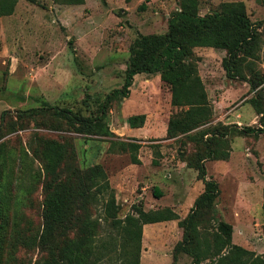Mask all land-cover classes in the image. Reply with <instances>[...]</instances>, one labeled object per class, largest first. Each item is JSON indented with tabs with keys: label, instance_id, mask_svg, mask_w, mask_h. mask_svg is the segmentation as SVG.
Segmentation results:
<instances>
[{
	"label": "rangeland",
	"instance_id": "1",
	"mask_svg": "<svg viewBox=\"0 0 264 264\" xmlns=\"http://www.w3.org/2000/svg\"><path fill=\"white\" fill-rule=\"evenodd\" d=\"M230 1L243 3L259 34L251 62L253 71L264 77V0H199L198 14L211 13ZM176 9L177 0H83L77 5L16 0L13 12L0 16V145L10 159L12 194L20 200L17 227L24 235L38 234L41 229L43 185L50 175L34 149L39 139H52L64 143V163L69 161L79 171L93 165L103 169L114 190L118 217L134 216L136 204L145 211L167 207L177 215L178 219L142 225L139 264L192 263L183 252L172 261V252L182 236L177 220L188 213L203 189L193 165L197 155L207 150L209 134L198 143L183 134L165 136L167 119L179 108L170 106L168 87L158 74L133 75L127 96L113 99L104 110L103 122L111 135L76 133L63 116L53 114L68 110L86 117L97 115L104 97L122 84L131 40L138 34L164 33ZM224 55L220 48H192L191 62L211 107L209 122L198 130L208 126L223 132L218 148L227 151L223 159L208 157L201 163L204 178L217 183L212 207L215 216L231 226L230 244L261 254L264 127L240 130L261 127L260 114L250 99L261 101L260 109L264 108V82L252 91L246 80L227 78L221 67ZM139 114L144 115L142 125L132 127L127 118ZM119 142L138 144L139 163L130 162L129 150ZM23 150L26 160L18 173L17 155ZM64 163L55 167L53 175L65 176ZM153 186L161 192L159 197L152 193ZM88 214L97 220L96 239L115 235L102 219L100 201H89ZM196 230L200 248L206 243L207 252H213L216 222L201 215ZM14 256L21 264H45L48 259L34 244L18 247ZM210 260L213 257L207 256L200 264Z\"/></svg>",
	"mask_w": 264,
	"mask_h": 264
},
{
	"label": "trees",
	"instance_id": "2",
	"mask_svg": "<svg viewBox=\"0 0 264 264\" xmlns=\"http://www.w3.org/2000/svg\"><path fill=\"white\" fill-rule=\"evenodd\" d=\"M16 0H0V16L10 15ZM36 3L38 0H25ZM59 5L82 4L83 0H52ZM199 0H177V9L167 19L166 31L162 34H138L128 46L127 64L119 89L111 90L99 105L98 114L86 117L69 113L68 110H54L55 116H63L72 131L80 134L111 135L103 122L104 110L113 99L127 96L132 77L138 73H157L159 80L168 87L169 104L179 108L167 119L165 136L174 138L183 134L189 141L198 143L204 134H209L207 150L197 155L194 162L197 177L203 183L202 191L193 200L188 213L177 224L182 236L173 247L172 261L181 252L189 254L191 264H200L207 256L213 257L209 264H264V253L255 254L240 246L230 244L231 226L215 216L212 202L218 193L217 183L204 178V158L223 159L227 151L218 148L219 135L223 132L214 127L198 130L211 118V107L203 85L191 62L192 48L215 47L225 51L221 67L227 78L246 80L253 91L264 82V77L253 71L251 55L258 48L259 34L250 24L241 1L223 2L219 9L204 15L198 14ZM143 8L144 4L138 6ZM247 73H244L243 71ZM264 88V84L261 89ZM250 102L260 114L258 128H244L241 132L261 131L264 127V108L261 101L251 98ZM144 115L127 118L132 126H141ZM225 128V126H220ZM208 130V132H206ZM205 139V140H206ZM34 149L43 162V169L50 175L43 185L42 225L38 234L24 235L17 227V205L20 200L13 195V181L10 177L8 159L0 145V264H21L14 261L18 247L32 244L46 252L45 264H139L141 227L144 224L178 219L169 208L143 210L133 207L134 216L118 217V205L114 190L108 184L105 172L99 165L88 166L79 171L71 163H64L66 153L63 142L39 139ZM130 152V162L139 163L136 156L138 144L119 142ZM26 153L17 155L18 173L22 172ZM66 164L64 177L53 175L59 163ZM152 164H157L151 159ZM152 193L159 197L161 192L152 187ZM100 201L103 221H108L115 235L108 239H96V218H89L88 203ZM264 208V199L262 202ZM78 212V213H77ZM207 215L216 222L214 251H208V244H198L197 219ZM225 252H221L222 250ZM212 259V258H211Z\"/></svg>",
	"mask_w": 264,
	"mask_h": 264
},
{
	"label": "crops",
	"instance_id": "3",
	"mask_svg": "<svg viewBox=\"0 0 264 264\" xmlns=\"http://www.w3.org/2000/svg\"><path fill=\"white\" fill-rule=\"evenodd\" d=\"M159 223V222H158Z\"/></svg>",
	"mask_w": 264,
	"mask_h": 264
}]
</instances>
